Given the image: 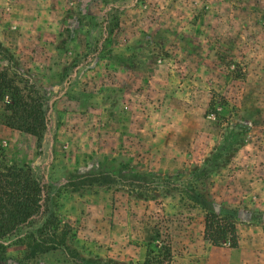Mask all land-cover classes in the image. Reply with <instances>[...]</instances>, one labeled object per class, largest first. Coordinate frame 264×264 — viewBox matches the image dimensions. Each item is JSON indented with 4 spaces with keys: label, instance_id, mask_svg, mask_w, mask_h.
Instances as JSON below:
<instances>
[{
    "label": "rangeland",
    "instance_id": "rangeland-1",
    "mask_svg": "<svg viewBox=\"0 0 264 264\" xmlns=\"http://www.w3.org/2000/svg\"><path fill=\"white\" fill-rule=\"evenodd\" d=\"M3 69L43 97L46 130L39 148L0 102V166L45 185L0 264H142L149 242L170 264H264V0H0ZM211 164L234 249L187 201ZM147 184L156 200L134 198ZM50 214L68 249L36 234Z\"/></svg>",
    "mask_w": 264,
    "mask_h": 264
},
{
    "label": "trees",
    "instance_id": "trees-1",
    "mask_svg": "<svg viewBox=\"0 0 264 264\" xmlns=\"http://www.w3.org/2000/svg\"><path fill=\"white\" fill-rule=\"evenodd\" d=\"M0 102H3L6 112L4 125L35 136L40 148V140L46 130L43 97L33 90L27 92V88H20L8 70L3 69L0 70ZM217 166L218 164L204 166L199 170V175L193 176L187 201L190 205L198 204L205 210L204 241L213 247L227 246L234 249L239 242L235 222L209 207L213 199L206 175ZM149 185L139 188L133 197L145 201L156 200L158 194ZM44 191L45 185L33 178L26 165L20 168L0 166V238L12 234L39 213L40 198ZM70 231L68 225L61 226L59 219L50 214L36 234L43 239L48 250L68 249L75 238ZM171 261L170 245L158 242L154 246L152 242L148 243L142 264H170Z\"/></svg>",
    "mask_w": 264,
    "mask_h": 264
}]
</instances>
